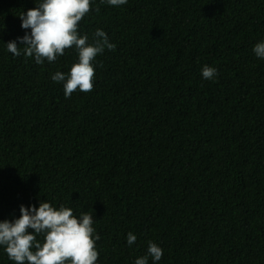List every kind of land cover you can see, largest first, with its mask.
Segmentation results:
<instances>
[{
  "label": "trees",
  "instance_id": "16d2710c",
  "mask_svg": "<svg viewBox=\"0 0 264 264\" xmlns=\"http://www.w3.org/2000/svg\"><path fill=\"white\" fill-rule=\"evenodd\" d=\"M34 7L0 0V222L44 201L93 216L97 264H135L149 241L148 264H264V0H91L80 34L116 48L70 98L51 76L74 48L43 64L7 50Z\"/></svg>",
  "mask_w": 264,
  "mask_h": 264
},
{
  "label": "clouds",
  "instance_id": "9594fccd",
  "mask_svg": "<svg viewBox=\"0 0 264 264\" xmlns=\"http://www.w3.org/2000/svg\"><path fill=\"white\" fill-rule=\"evenodd\" d=\"M101 3L119 7L128 0H100ZM36 7L21 12L19 19L25 35L8 42L7 50L14 56L33 57L37 64L55 62L66 49L74 48L78 60L65 74L56 72L51 76L54 82H62L65 97L70 98L77 89L91 92L94 88L95 66L93 61L107 48L114 51L116 45L109 41L103 29L93 34L94 43H88V36L79 32V22L92 10L91 0H35ZM98 11V9H97ZM31 30L28 32L27 30ZM253 52L264 59V41L255 44ZM202 77L213 80L218 75L215 67L204 65ZM21 215L12 221L0 222V246L4 247L8 259L14 264H97L99 252L94 235V220L90 213L74 215L73 209L60 205L54 207L41 201L39 207L20 206ZM42 236L43 241L37 237ZM137 237L129 232L127 243L132 245ZM154 262L161 260L163 250L149 241L148 254L137 258L135 264H148V257Z\"/></svg>",
  "mask_w": 264,
  "mask_h": 264
}]
</instances>
